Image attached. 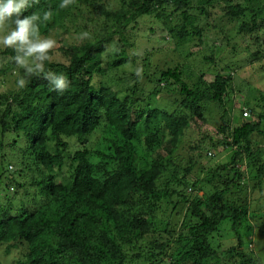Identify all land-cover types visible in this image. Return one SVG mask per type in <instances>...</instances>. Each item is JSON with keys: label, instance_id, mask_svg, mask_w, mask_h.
<instances>
[{"label": "trees", "instance_id": "obj_1", "mask_svg": "<svg viewBox=\"0 0 264 264\" xmlns=\"http://www.w3.org/2000/svg\"><path fill=\"white\" fill-rule=\"evenodd\" d=\"M58 4L32 0L25 14L51 9L41 35L77 36L74 42L59 40L46 64V71L69 80L64 93L53 91L43 75L18 90L16 73L22 70L15 68L12 50L0 47V246L7 254L17 249L15 264H255L238 229L250 221L249 189L264 183V149L252 138L264 134V114L244 101L235 110L242 121L236 116L234 122L227 105L237 66L264 69V0H73L67 9ZM224 16L241 20L238 39L212 47L190 79L181 58ZM145 17L158 19L180 50L162 49L159 60L154 54L141 67V54L126 50L133 45L126 34ZM82 32L89 36L80 39ZM171 56L173 67L166 64ZM122 64L141 70L114 79ZM1 80L8 83L4 91ZM166 98H175L174 111L160 107ZM210 105L223 133L222 142L210 137L211 143H222L230 154L204 178L195 162L180 168L170 155L195 119L209 122ZM162 145L168 151H160ZM247 160L251 170L245 171ZM65 165L67 176L58 179ZM215 171L223 176L216 178ZM161 178L167 179L164 187ZM229 231L238 243L225 247ZM224 251L233 260H223Z\"/></svg>", "mask_w": 264, "mask_h": 264}, {"label": "rangeland", "instance_id": "obj_2", "mask_svg": "<svg viewBox=\"0 0 264 264\" xmlns=\"http://www.w3.org/2000/svg\"><path fill=\"white\" fill-rule=\"evenodd\" d=\"M240 21L241 20L230 22L225 16L223 18V21L216 19L215 23H218V27L214 31L208 32L204 36L202 35L201 45H199L198 47H194L193 52L186 56V60L185 58H181L180 62L186 69L185 75L187 77L190 78V75H194L199 70V63H201L202 61L206 63L205 60H203V56L210 55L211 48H214L217 43H220L222 46H231L233 41H236L238 39L237 36H239L240 34L237 32V28ZM137 26V28L129 29L127 31L126 36L129 38V41L133 42V45L126 48V50L129 54L133 52H138L139 54H141L142 61L139 60L137 63L139 66H146L147 62L149 61V59H152V56L154 54V61L159 60L160 56L162 55V53L159 51H162V49L171 51L172 53H178V51L180 50V45L177 39L175 37H171L168 34V31H163L164 28L162 29L161 23L158 19H150L148 17H145L140 20L139 18ZM59 29L61 31L64 30V26L59 27ZM56 33L58 37L56 36ZM56 33L55 31H52L47 35L48 37H51L56 41L55 47L59 45V40L62 41L63 39H67L69 40V42H74L77 38L73 31ZM192 43V40L191 42L186 41L184 44H182V48H188ZM111 53L114 52L112 51ZM213 57H215L216 59L219 58L220 62L222 61L221 56H218V54H214ZM174 59L175 56H171L169 58L170 64L166 62V64H168L167 66L171 65L173 67L172 62L174 61ZM180 62L178 61V64H180ZM1 63L2 62L0 61V64ZM162 63V60L154 62V64H156V67H160ZM244 65L245 64H240L239 66H237V73H235V75L233 76L235 91L233 92L232 100L228 101L230 104L227 105L229 110L233 109L232 113L234 122L236 121V116L239 117L235 110H240L241 106H244L242 103L244 101L250 102L248 104L255 109L256 113L260 111L264 114V69H257L254 65L252 67H246ZM191 66L194 67L193 70ZM205 67L207 66L205 65ZM120 69L122 70V72L118 71L119 75L116 74L115 77H113L114 79L117 77L124 78V75H129L131 73L136 74L141 70L138 69V67H132L131 64H122V66H120L118 70ZM196 75L197 74H195V77ZM109 76H113L111 72H109ZM113 78L112 82L114 80ZM126 79L128 80V78ZM115 83L116 80H114L113 84L115 89H117L118 86ZM1 84L2 91L8 88V83L1 80ZM138 87H142V85H139ZM248 90L251 94H249ZM165 102L160 104L161 108L169 110L172 109V111H174L177 107L175 98L174 100L173 98H166ZM253 103H260L263 106L255 107L253 106ZM216 110V107L212 105L209 106V110H205V117L209 120V122L199 121L198 119H195L196 122H192L191 127L187 129L186 133L181 139V142H179L178 147L170 155L174 160L176 159L177 165L180 168L181 166L186 165L189 160L195 162V168L197 169L196 174H198L199 177L205 178L209 176L208 174L211 171L214 172V167H217L223 162H227L229 160V151L226 150L222 143H220L222 142L221 138L223 133L222 131L217 130V127L220 124V120L218 111ZM237 121L241 122L242 118ZM261 128L264 130V119L261 120ZM208 134H210V136ZM210 137H214L215 139L220 141L219 148L212 145ZM252 138L253 140L258 142V148L264 149V134H260L259 136L253 135ZM165 140H169L168 132H166L165 134ZM165 146L166 145H162L158 149L161 151ZM206 150L208 152L207 155H205ZM163 151H168V148H164ZM250 164L251 163H248L247 160V162H245V165L247 166H245L242 170L247 171L246 168L251 170ZM9 168L11 170L15 169L13 163ZM67 172L68 166L65 165L57 171V174H60L59 176H57V178L60 179L61 176L66 177ZM215 175L216 178H219V176H223V174H220L218 171H215ZM166 181L167 179L165 180L164 178L159 179V185L164 187V182ZM204 188H206V186ZM209 190L210 186H208L204 190V192L206 193ZM248 202L250 206V221H245L242 223V225L247 224L248 226H241V228L238 229V234L243 242V250L246 253L252 250V255L254 257L253 260L255 261V264H264V183H262L261 189H249ZM159 214H161L160 211ZM182 215L183 214H181V216ZM223 224L225 225L227 223ZM224 225L222 227H224ZM229 233L230 236L225 239L226 241L224 240L225 247L238 243V239H236V237L232 235V232L229 231ZM4 249V246H0V264H15L16 258L19 257L17 249L14 248V250H10L11 252L9 251V254H7ZM225 251L222 253L221 257L223 260H227L230 262L231 260H233V258L230 256V253L226 254Z\"/></svg>", "mask_w": 264, "mask_h": 264}, {"label": "clouds", "instance_id": "obj_3", "mask_svg": "<svg viewBox=\"0 0 264 264\" xmlns=\"http://www.w3.org/2000/svg\"><path fill=\"white\" fill-rule=\"evenodd\" d=\"M32 0H0V47L11 49L14 55L12 62L16 69L15 86L23 90L28 78L43 75L51 89L64 93L69 88V80L64 74L46 71V64L51 60V50L56 41L42 36L41 24L52 19L53 11L27 13ZM73 0H59L58 8L67 9ZM89 33L82 32L80 39L87 38Z\"/></svg>", "mask_w": 264, "mask_h": 264}, {"label": "built area", "instance_id": "obj_4", "mask_svg": "<svg viewBox=\"0 0 264 264\" xmlns=\"http://www.w3.org/2000/svg\"><path fill=\"white\" fill-rule=\"evenodd\" d=\"M243 115H245V116H246V115H248V113H247V111H246V110L244 111Z\"/></svg>", "mask_w": 264, "mask_h": 264}]
</instances>
